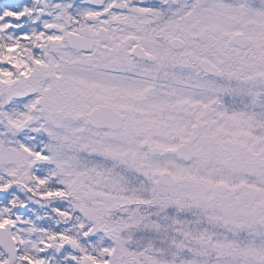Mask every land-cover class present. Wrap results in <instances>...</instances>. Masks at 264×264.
Segmentation results:
<instances>
[{
    "label": "snow or ice",
    "instance_id": "1",
    "mask_svg": "<svg viewBox=\"0 0 264 264\" xmlns=\"http://www.w3.org/2000/svg\"><path fill=\"white\" fill-rule=\"evenodd\" d=\"M0 264H264V0H0Z\"/></svg>",
    "mask_w": 264,
    "mask_h": 264
}]
</instances>
